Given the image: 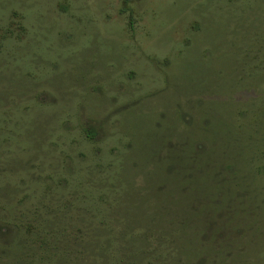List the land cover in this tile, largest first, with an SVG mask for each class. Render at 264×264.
<instances>
[{"label":"rangeland","instance_id":"374dc122","mask_svg":"<svg viewBox=\"0 0 264 264\" xmlns=\"http://www.w3.org/2000/svg\"><path fill=\"white\" fill-rule=\"evenodd\" d=\"M0 264H264V0H0Z\"/></svg>","mask_w":264,"mask_h":264}]
</instances>
